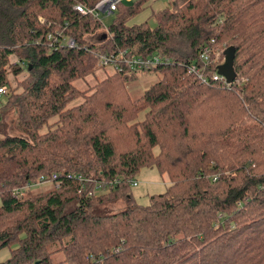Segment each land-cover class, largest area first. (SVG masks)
Segmentation results:
<instances>
[{
  "label": "trees",
  "instance_id": "16d2710c",
  "mask_svg": "<svg viewBox=\"0 0 264 264\" xmlns=\"http://www.w3.org/2000/svg\"><path fill=\"white\" fill-rule=\"evenodd\" d=\"M98 1L0 0V110L18 132L0 138V264H264V0H167L139 23L148 0L121 1L108 27L73 8ZM51 32L76 46H50ZM204 45L220 49L208 72L234 47L230 84L186 72ZM124 49L163 61L76 86ZM140 72L158 79L132 98ZM141 168L169 180L145 205L129 191ZM52 174L58 186L25 188Z\"/></svg>",
  "mask_w": 264,
  "mask_h": 264
},
{
  "label": "rangeland",
  "instance_id": "374dc122",
  "mask_svg": "<svg viewBox=\"0 0 264 264\" xmlns=\"http://www.w3.org/2000/svg\"><path fill=\"white\" fill-rule=\"evenodd\" d=\"M153 0H148L141 8L139 13L130 20L129 23H139L142 22L141 19L144 18V15H148V17L151 15L152 12H155L161 7L167 5V0H157L154 4L152 2ZM147 17V18H148ZM99 18L102 22V25L104 27H108L111 22L113 21L114 15L113 14H99ZM146 18V19H147ZM145 19V20H146ZM148 24L153 27L155 26V20L153 18L148 19ZM104 31V29H103ZM217 54L215 55L214 59L217 61V55L218 50H220L218 47H216ZM11 61H15L16 58L14 56L10 57ZM223 62V58L221 63ZM112 70L106 69V68H99L98 66L95 69L94 75L86 76V78L82 80L75 81L76 86H78L80 89H86L87 87L93 85L97 80H100L107 75L111 74ZM26 73L23 71L20 75L13 78L10 74L8 75L9 79V91L18 87V81L24 78ZM158 79V74L156 73H138L134 76L133 79H130L127 84L128 92H130V95L132 98H137L142 91L147 88L150 84L155 82ZM5 94H0V107L5 102ZM81 101L80 98L75 99L74 101L70 102L69 105L77 104ZM0 110V114H1ZM142 118V113L139 114V119ZM14 116L12 112L7 113L6 115L1 114L0 119V138L3 136V134L7 133H18L13 125H14ZM53 120V119H52ZM51 120V121H52ZM133 180L136 182V185H131V193L133 198L138 204L145 205L149 202V197L152 194L156 193H162L166 190V187L169 184V180L167 179L166 175H161L156 168H141L139 172L136 174V176L133 178ZM54 185V182L52 180H44L42 182H38L35 184H32L29 187L30 193H36L40 191H45L51 188ZM96 193H99L100 190H96ZM125 207V203L123 199H119L115 202L108 203L104 205L101 209L104 213H111L116 212ZM9 257V249L7 247L0 249V262L5 261ZM53 260L56 264H64L60 263L59 260L62 258L61 253H55L53 254Z\"/></svg>",
  "mask_w": 264,
  "mask_h": 264
},
{
  "label": "built area",
  "instance_id": "2783aa9c",
  "mask_svg": "<svg viewBox=\"0 0 264 264\" xmlns=\"http://www.w3.org/2000/svg\"><path fill=\"white\" fill-rule=\"evenodd\" d=\"M121 1L130 2L132 0H99L93 8H86L81 4H75L73 8L82 13V14H91L94 17H99V14H110L115 9L118 3ZM47 39L49 45L57 47H75L76 41L70 35H67L63 32L48 33ZM212 53L214 57L217 54V51L214 50L210 45H204L200 48L198 54V62H191L186 66V72L190 75L195 76L201 83H211V82H222L226 85L230 84L225 80V77L217 73V67L214 71L208 72V68L216 60L212 58ZM163 61V57L160 54H155L152 56L143 57L141 55L135 54L127 49L119 51L114 55L100 54L98 59V67L106 68L115 71H123V69L128 68L136 71H149L152 68L156 67ZM6 86H0V94L5 93ZM68 177H71L79 182L89 181V179L83 178L80 174H69ZM45 180H52L55 186H58L56 175L52 174L50 178ZM44 180L38 181L42 182ZM37 182V183H38ZM119 182V178L115 179L108 183V186L113 187L116 183ZM35 184V183H32ZM31 183H28L25 188H29ZM130 185L135 186L136 182L131 179L129 181ZM104 185L97 183L92 191L88 192V195L96 193V190L102 191Z\"/></svg>",
  "mask_w": 264,
  "mask_h": 264
},
{
  "label": "water",
  "instance_id": "95a60500",
  "mask_svg": "<svg viewBox=\"0 0 264 264\" xmlns=\"http://www.w3.org/2000/svg\"><path fill=\"white\" fill-rule=\"evenodd\" d=\"M223 62L217 65V73L223 75L228 83L235 79V71L233 67L234 47L228 46L223 51ZM38 264V262L36 263Z\"/></svg>",
  "mask_w": 264,
  "mask_h": 264
},
{
  "label": "crops",
  "instance_id": "0c3cea01",
  "mask_svg": "<svg viewBox=\"0 0 264 264\" xmlns=\"http://www.w3.org/2000/svg\"><path fill=\"white\" fill-rule=\"evenodd\" d=\"M157 0H153L152 2H153V4L156 2ZM162 8V7H161ZM145 17L144 18H142L141 19V21H144L147 17H148V15L146 14V15H144Z\"/></svg>",
  "mask_w": 264,
  "mask_h": 264
}]
</instances>
